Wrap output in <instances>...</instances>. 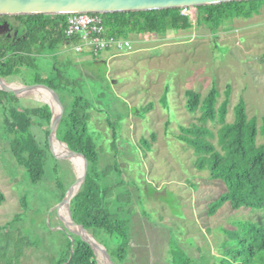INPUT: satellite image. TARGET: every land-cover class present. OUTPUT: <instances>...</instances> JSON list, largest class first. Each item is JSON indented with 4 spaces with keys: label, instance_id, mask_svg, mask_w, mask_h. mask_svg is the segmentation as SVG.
<instances>
[{
    "label": "rangeland",
    "instance_id": "obj_1",
    "mask_svg": "<svg viewBox=\"0 0 264 264\" xmlns=\"http://www.w3.org/2000/svg\"><path fill=\"white\" fill-rule=\"evenodd\" d=\"M178 12L188 17V27L174 28L161 20L157 31H130L127 47L102 50L94 62L74 53L69 43L58 44L55 59L51 53L35 57L44 73L51 74L54 66L88 89L87 100L95 106L88 110V128L97 137L99 153L95 168H115L109 179L119 181L131 196L123 214L129 217L125 264H171L165 255L168 244L182 248L192 264H202L206 255L212 264L228 229L242 220L264 221V209L231 208L227 202L208 213L207 203L224 190V182L196 169L192 147L175 136L180 125L191 122L216 131L217 120L201 121L199 108L191 112L184 106L186 88L203 96L214 86L216 104L226 100L225 121L232 120L241 98L247 117L255 119L257 143H264V2L250 16H232L216 26L204 22L194 6ZM92 67L95 75L86 71ZM32 73L29 68L28 78ZM19 81L17 74L0 77V84L17 87ZM22 95L16 96L28 106L48 103ZM58 96L61 110L71 96L59 91ZM148 103V110L138 114ZM4 127L0 106V264H48L63 247L60 233L69 230L59 212V219L54 215V206L75 175L51 151L56 169L49 157L44 176L28 182L9 151ZM44 129V124L31 125L40 140ZM209 139L218 148L215 135Z\"/></svg>",
    "mask_w": 264,
    "mask_h": 264
},
{
    "label": "trees",
    "instance_id": "obj_2",
    "mask_svg": "<svg viewBox=\"0 0 264 264\" xmlns=\"http://www.w3.org/2000/svg\"><path fill=\"white\" fill-rule=\"evenodd\" d=\"M261 2L264 0H232L194 7L204 22L216 26L221 20L232 16H250ZM178 9L111 11L102 12L101 15L105 32L112 34L129 33L139 28L157 31L161 20H166L174 28H186L189 26L188 17L179 14ZM65 16L66 13L0 14V77L17 74L25 84L50 88L60 103L58 91L61 95L70 94L69 103L62 105L55 137L72 153L84 174L81 189L69 201L68 216L75 224L91 230L104 252L106 264H112L114 260L118 264H125L129 249L125 225L129 217L123 214L130 209L127 204H130L131 196L119 181L109 179L115 168L109 165L99 170L95 168L99 156L97 137L88 128V110L95 106L87 100L88 89L77 85L75 77H69L54 66L51 74L44 73L35 58L36 55H43L41 53H51L55 59L58 44L71 42L63 33ZM90 59L93 60V57ZM29 68L33 69L31 78L26 74ZM86 71L96 74L93 67L86 68ZM184 94L185 108L191 112L199 108V120L219 122L215 132L205 124L191 122L180 125V130L175 134L192 147L194 156L191 163L196 169L208 170L209 177L224 182V190L207 203L208 213L215 211L223 202H227L231 208L264 209V143L256 141L255 119L247 117L243 100L240 98L234 104L232 120L225 121L226 100L216 104L218 91L214 86L203 96L192 88H186ZM48 104L38 102L28 106L12 91L0 89V106L4 131L9 135V151L15 162L23 167L28 182L39 181L46 172L47 159L54 158L46 139L51 120ZM149 107L148 103L137 113L141 114ZM261 120L264 128V115ZM33 122L45 125L44 139H38L31 130ZM213 135L218 148L209 139ZM141 140L148 145L146 139ZM55 143L60 151L65 152L56 140ZM56 165L58 163L54 158V170ZM63 208L64 205L59 210L60 218L69 226H76L70 219L65 220ZM226 233L228 238L221 242L220 253L212 254L215 259L212 264H264V221L242 220L236 228L228 229ZM60 234L64 238L63 247L56 257L49 259L48 264H99L97 252L89 241L70 232ZM165 255L171 264L193 262L177 246L168 244ZM208 258L209 255H206V261L202 264H209Z\"/></svg>",
    "mask_w": 264,
    "mask_h": 264
},
{
    "label": "water",
    "instance_id": "obj_3",
    "mask_svg": "<svg viewBox=\"0 0 264 264\" xmlns=\"http://www.w3.org/2000/svg\"><path fill=\"white\" fill-rule=\"evenodd\" d=\"M224 1H232V0H0V14L70 13L77 11H95L102 13V12H111V11L145 10V9H160V8H172V7L179 8V7H187V6L204 5L210 3H218ZM18 83H20L23 86L24 91L27 92L45 91L52 95L55 108L53 110L52 107L49 106V104L47 103L51 112V120L49 122V130L47 134V143L50 151H53L50 145V137L52 134H54L55 136L56 125L61 115V110L59 108L60 102L57 95L50 88H45L32 84H25L21 81H19ZM0 89L6 91H12L16 95L20 94L13 88L0 86ZM55 140L67 152V154L71 159V162L80 170V181L78 182L75 179L74 183L69 188V190L63 195L60 201L57 202V204H64L65 206L64 207L65 220L70 219L72 221V219L68 216L69 201L81 189V183L83 181L84 173L82 167L79 166L77 160L72 155V153L63 144H61L56 139V137ZM70 170L74 174V171L72 169ZM75 225L77 227H81L77 224ZM63 231L80 235L85 240L89 241L92 247L97 252L98 263L106 264L104 252L97 243L96 239L93 237V235L92 238H88L78 231H74L70 229L69 230L63 229Z\"/></svg>",
    "mask_w": 264,
    "mask_h": 264
},
{
    "label": "built area",
    "instance_id": "obj_4",
    "mask_svg": "<svg viewBox=\"0 0 264 264\" xmlns=\"http://www.w3.org/2000/svg\"><path fill=\"white\" fill-rule=\"evenodd\" d=\"M178 13L184 15L183 12ZM63 33L71 39L70 49L74 53L89 57L96 56L102 50L124 49L130 43L128 33H106L101 12L95 11L66 13Z\"/></svg>",
    "mask_w": 264,
    "mask_h": 264
},
{
    "label": "bare ground",
    "instance_id": "obj_5",
    "mask_svg": "<svg viewBox=\"0 0 264 264\" xmlns=\"http://www.w3.org/2000/svg\"><path fill=\"white\" fill-rule=\"evenodd\" d=\"M14 84H16L17 87L13 86V85H10L8 83H5V84H0V86H4V87H9V88H13L14 90H16L18 93H21L23 95H35V96H38L40 97L41 99L43 100H46L49 105L52 107V109L54 110L55 108V104H54V100H53V97L51 94L45 92V91H31V92H27V91H24L23 90V86L18 83V82H15ZM22 95V96H23ZM50 145L52 147V150L56 153V155L70 168L74 171V175H75V179L79 182L80 181V170L71 162V159L70 157L66 154L67 152L64 150L65 152L63 151H60L57 146H56V143H55V136L54 134L51 135L50 137ZM64 204H57L56 206H54V215L58 218V212H59V209L60 207H62ZM59 219V218H58ZM70 230H74V231H78L80 232L81 234H83L85 237H88V238H92V233L90 231V229L88 228H82V227H77V226H69L68 227Z\"/></svg>",
    "mask_w": 264,
    "mask_h": 264
},
{
    "label": "crops",
    "instance_id": "obj_6",
    "mask_svg": "<svg viewBox=\"0 0 264 264\" xmlns=\"http://www.w3.org/2000/svg\"><path fill=\"white\" fill-rule=\"evenodd\" d=\"M70 44V43H69ZM81 55H83V54H81ZM83 57H85V58H90L89 56H85V55H83Z\"/></svg>",
    "mask_w": 264,
    "mask_h": 264
}]
</instances>
